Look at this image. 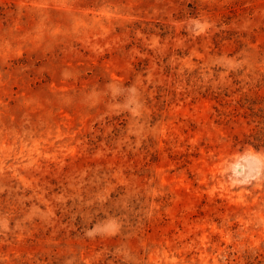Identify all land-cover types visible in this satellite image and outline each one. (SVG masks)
Listing matches in <instances>:
<instances>
[{
    "label": "rangeland",
    "instance_id": "1",
    "mask_svg": "<svg viewBox=\"0 0 264 264\" xmlns=\"http://www.w3.org/2000/svg\"><path fill=\"white\" fill-rule=\"evenodd\" d=\"M0 264H264V0H0Z\"/></svg>",
    "mask_w": 264,
    "mask_h": 264
}]
</instances>
